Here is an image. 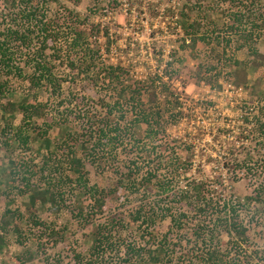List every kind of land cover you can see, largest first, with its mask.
I'll return each mask as SVG.
<instances>
[{"label": "rangeland", "instance_id": "374dc122", "mask_svg": "<svg viewBox=\"0 0 264 264\" xmlns=\"http://www.w3.org/2000/svg\"><path fill=\"white\" fill-rule=\"evenodd\" d=\"M251 4L250 0H34V5L37 7L35 20L47 19L53 26H60L65 30L67 24L72 22L74 14L77 13L81 19L79 23L94 26L95 29L97 25H100L104 29L100 36L91 38L92 42H95L94 46L99 48V62L124 65L134 79L144 78L150 72L178 69L176 73L178 76L173 78V84L178 94L186 100L188 104L186 107L194 108L193 113L180 125L169 126L166 133L161 132L156 140L145 136V125L137 126L138 139L141 137L142 142L149 146L152 144H150L151 141L158 143L161 138L165 139L168 135L192 142L193 153L191 151L189 153L194 154V161L190 175L197 178H213L218 173H222L219 175L220 180L223 181L222 194L232 198L231 201L236 204L237 198L242 200L251 192L252 187L246 177L239 173V176L234 178L231 172L232 169H241L243 166H234L231 162L227 165L225 162L228 161L229 156L237 154L241 156L249 148L245 142V145L232 146L233 135L228 130H234L233 133L247 130L251 127V125L248 127L250 122L256 120V106L262 100L264 101V62L259 67L249 66L245 69L247 81L241 90L238 91L234 87L227 89L229 82L235 86L233 81L235 74H242L244 69L242 62L249 63L253 60L252 57H247V46L238 48L241 43L239 31L231 30L229 24H234L236 27L240 19L255 22L254 15L264 13V0H256L253 5ZM22 7L24 6L20 0H0V30L8 25H20V21L14 18L18 9ZM105 31L108 32V42ZM261 34L256 46L264 48V31H261ZM229 40H231L230 43L227 42ZM17 44L19 43H13L8 48L21 75L19 71L13 70V80L17 83V87L6 92L5 97L0 96L1 102L11 100L18 102L25 98L31 102L47 99L51 109L44 116V120L39 119L38 122L33 120L34 123L24 124L25 126L28 124L27 128L36 127L35 133L30 132L33 136L29 140L30 147L27 148L16 140L12 143V147L1 141L3 138L1 130L11 125L14 132L18 128L17 124L22 114L16 111L11 118L8 113L4 118L0 108V264H76L77 254L81 255L86 263L89 255L88 247L91 245L90 234L97 224L105 222L117 212L126 215L137 208L138 200H133L122 188H115L116 170H119L120 166L132 165L134 161L136 168L144 170L151 161L138 159L130 155L131 151L128 150L129 155L123 159L121 146L118 147L117 155L112 158L115 160L110 162L111 165L105 164L104 169L93 167L85 161L90 171V186L94 185L95 188L103 189L108 195L105 197L102 208L103 214L92 217L87 215L88 223L75 219L71 214V208L82 205L93 210L95 204L86 189L74 181L70 165L65 161L66 148L59 147L56 142L57 140L61 142L66 130L70 129V120L67 115L72 111L68 104L71 94L74 95L71 97L74 98V103H78L77 110L73 111L75 113L71 116H76L77 111L81 112L85 107L87 110V106L83 105L85 103L82 99L83 94L91 95L93 99H96L100 88H95L93 84L81 79L70 83L73 74L65 63H60L57 74L66 78V81L62 82V88L56 99L49 96L48 89H32L29 83L21 79L31 72V68L27 67L23 61L25 54L29 52ZM33 44L35 49L39 41L34 40ZM107 45L110 46L107 47ZM235 60L241 62V65L234 67ZM204 71L207 72L205 77L201 73ZM218 74L220 75L218 83H212L211 79ZM58 99H64V105L58 107L56 104ZM162 103L163 100L160 98L159 106ZM208 104H210L209 109L204 110L202 106ZM62 112L69 121L48 130L47 140L53 142L49 147L51 150L49 153L46 141L39 133L43 131L42 129L46 130L47 124L55 120L57 114ZM247 117L249 123L246 125ZM81 128L82 125L79 129ZM199 130L205 132L203 140L197 139L201 136L197 134ZM244 135L247 136L248 133L244 132ZM107 148V146H101L99 151L108 154ZM190 154L185 153L188 156ZM11 155L16 160H27L37 170L41 168L43 161L54 164V167L47 166L44 174L62 176L60 189H58L62 200L58 205L38 203L31 206L28 194L21 195L12 188L9 184L11 166L8 162ZM208 156L213 157L209 162L206 161ZM159 202L165 205L171 200H159ZM11 212L14 215H11ZM243 217L245 224L249 227L251 246L245 247L243 253L249 254L264 246L262 219L264 215L258 214L256 217L258 219L252 214ZM4 219L10 221L7 226H4ZM15 223L24 233L23 243L20 242L22 237L12 231ZM170 226V218L162 216H159L157 222L150 225L149 229L141 224V221L127 223L121 233L113 235L111 250H107L104 256L89 264H122L126 244L148 245V237H142V234H146L145 227L147 231L154 228L153 231L159 237L166 235L169 243L174 246L182 237L176 231L169 232ZM222 238L227 240L225 235ZM182 244L184 246L187 243L183 240ZM172 246L166 250L163 259L166 264L174 261L176 256ZM191 264L203 263L193 260ZM245 264H263V261Z\"/></svg>", "mask_w": 264, "mask_h": 264}, {"label": "trees", "instance_id": "16d2710c", "mask_svg": "<svg viewBox=\"0 0 264 264\" xmlns=\"http://www.w3.org/2000/svg\"><path fill=\"white\" fill-rule=\"evenodd\" d=\"M20 1L25 8H19L14 18L20 21V25H8L0 30V96L5 97L6 92L17 87V83L13 80V70L19 71V69L15 66L8 48L13 43H19L17 46L29 52L25 54L23 61L31 68V72L21 79L29 83L32 89H48L49 96L56 99L62 88V82L66 81V78L57 74L60 63H65L71 70L73 75L71 81L69 80L70 83L81 79L93 84L95 88H100L96 99L91 95L83 94L82 99L85 101L83 105L87 106V110L85 107L83 111H77L76 116L71 115L77 110L78 103L75 104L74 98H71L73 94L69 95L71 99L69 98L68 104L72 111L67 118L70 120V129L66 130L61 142L60 140L56 142L59 147L66 148L65 161L70 165L74 181L86 189L95 204L93 210H89L87 206L75 205L71 208L72 216L88 223L87 215L92 217L103 214L102 208L108 195L105 190L95 188L94 185L90 186V171L85 161L93 167L104 169L105 164L111 165L110 162L115 160L112 158L117 155L119 146L123 148L121 151L123 159L129 155L128 150L131 151L130 155L138 159L151 161L144 170L136 168L135 161L132 165L120 166L119 170H116L115 188H122L133 200H138L137 208L126 215L117 212L105 222L97 224L90 234L91 245L88 247L87 262L84 263V258L77 254L76 264H89L104 256L106 251L113 247V235L121 233L127 223L141 221V224L149 229L150 225L157 222L159 216L169 217L171 222L169 232L176 231L183 239H179L177 244L172 246L166 235L159 237L153 231L154 228L147 231L145 227L146 234H142V237H148V245L126 244L122 264H166L163 259L166 250L171 246L176 256L170 264H191L193 260L203 264H245L252 261L258 263L263 261L264 264V246L249 254L243 253L245 247H251L249 227L245 224L243 216L252 214L256 218L258 214L264 215V101L256 106V120L250 122L248 127L250 125L251 127L247 128L248 131L245 129L233 133L234 130H228L233 135L232 146L245 145V142L249 148L241 156L238 154L229 156L228 161L225 162L227 165L231 162L234 166H243L241 169H232L231 172L234 178L239 176V173L246 177L252 187L251 192L242 200L237 198L236 204L231 201L232 198L222 194L223 181L219 176L222 173H218L213 178H197L190 175L194 161V154L189 153V151L193 153L192 142L168 135L165 139L161 138L158 143L151 141L152 144L149 146L142 142L141 137L138 139L137 126L145 125V136L156 140L161 132L166 133L169 126L180 125L193 113L194 108L186 107L188 105L186 100L178 94L173 84V78L178 76L177 68L150 72L144 78L134 79L124 65L99 62V48L94 46L95 42H92L91 38L100 36L101 31L104 30L100 25L95 29L94 26L79 23L80 15L75 13L72 22L63 30L60 26H53L50 20H35L37 7L34 5V0ZM250 1L253 5L256 0ZM233 16L237 17L238 14ZM254 20L255 22L248 20L247 22L240 19L236 27L234 24H229L231 30L239 31L241 43L238 48L247 46V57L253 58L249 63L242 62L244 66L242 74L236 73L233 79L236 87H242L247 81L245 70L247 67H259L264 62V53H259L256 46L262 36L261 31H264V13L254 15ZM105 33L108 42V32ZM34 40L39 41L35 49H33ZM240 63L235 60L234 67L241 65ZM201 73L203 77L207 75L206 71ZM19 75H21L20 71ZM219 77L218 74L210 79L212 83H218ZM160 98L163 103L159 106ZM64 101L58 99L57 106L64 105ZM50 106L47 99L31 102L25 98L18 102L11 100L4 103L0 100L4 118L7 113L10 118L16 111L22 114L17 124L18 128L14 132L11 125L6 127L7 130L4 128L1 130L3 136L1 141L12 147V143L16 140L29 148V140L33 136L30 132L36 131V127L27 128L28 124L26 126L24 124L33 120L36 122L39 119L44 120V116L51 109ZM202 107L208 110L210 104ZM63 115V112L58 113L55 120L47 124L46 130L42 129L43 131L39 133L46 141L49 153H51L49 147L53 142L47 140L48 130L56 125L66 124L69 120ZM248 119L245 118L246 125L249 123ZM80 125H82L81 129H79ZM244 132L248 135L245 136ZM204 133L199 130L197 134L201 136L197 139L203 140ZM101 146L108 147V154L99 151ZM13 156L8 159L11 166L9 184L12 188L21 195L28 194L31 206L38 203L58 205L62 200L61 192L58 191L62 176L44 174L46 167H54V164L43 161L41 168L37 170L27 160H16ZM212 159V156H208L206 161ZM159 200H171V202L163 205ZM11 215L14 213L11 212ZM259 219L264 221V217ZM3 222L4 226L10 223L6 219ZM12 231L22 237L20 242L23 243L24 233L18 224L13 225ZM223 235L227 240L222 238ZM183 240L187 243L184 246Z\"/></svg>", "mask_w": 264, "mask_h": 264}, {"label": "built area", "instance_id": "2783aa9c", "mask_svg": "<svg viewBox=\"0 0 264 264\" xmlns=\"http://www.w3.org/2000/svg\"><path fill=\"white\" fill-rule=\"evenodd\" d=\"M235 88V89H237L238 91L239 90H241V87H235L233 84H231L230 82L227 84V89H229V88Z\"/></svg>", "mask_w": 264, "mask_h": 264}, {"label": "crops", "instance_id": "0c3cea01", "mask_svg": "<svg viewBox=\"0 0 264 264\" xmlns=\"http://www.w3.org/2000/svg\"><path fill=\"white\" fill-rule=\"evenodd\" d=\"M259 53H264V48L257 47ZM247 79V78H246Z\"/></svg>", "mask_w": 264, "mask_h": 264}]
</instances>
